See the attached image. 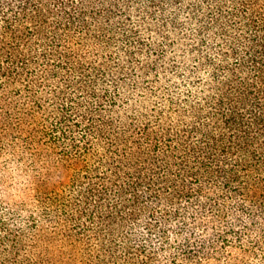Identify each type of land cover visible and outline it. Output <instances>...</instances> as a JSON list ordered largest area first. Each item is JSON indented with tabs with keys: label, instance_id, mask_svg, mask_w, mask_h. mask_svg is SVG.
Wrapping results in <instances>:
<instances>
[{
	"label": "trees",
	"instance_id": "16d2710c",
	"mask_svg": "<svg viewBox=\"0 0 264 264\" xmlns=\"http://www.w3.org/2000/svg\"><path fill=\"white\" fill-rule=\"evenodd\" d=\"M130 1L0 0V264H264V0H188L186 92L123 122Z\"/></svg>",
	"mask_w": 264,
	"mask_h": 264
},
{
	"label": "rangeland",
	"instance_id": "374dc122",
	"mask_svg": "<svg viewBox=\"0 0 264 264\" xmlns=\"http://www.w3.org/2000/svg\"><path fill=\"white\" fill-rule=\"evenodd\" d=\"M160 1L162 5L155 6L150 0H131L127 11L116 9L111 22L115 26L113 42L100 48V61L106 60L110 68L104 83L116 93L115 107L119 112L115 118L122 117L123 122L132 117L140 119L154 105L163 106L164 97L186 92L184 65L192 63L186 48L187 33L191 31L188 0L178 6L171 0ZM94 46L88 48L90 59L98 60ZM120 62L126 66V72L116 70ZM173 63L184 68L176 74ZM241 259L251 263L247 256Z\"/></svg>",
	"mask_w": 264,
	"mask_h": 264
}]
</instances>
